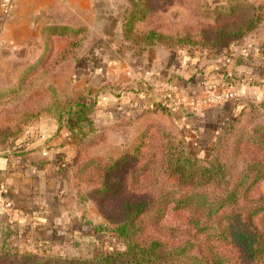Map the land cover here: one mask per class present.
Masks as SVG:
<instances>
[{
    "label": "trees",
    "instance_id": "1",
    "mask_svg": "<svg viewBox=\"0 0 264 264\" xmlns=\"http://www.w3.org/2000/svg\"><path fill=\"white\" fill-rule=\"evenodd\" d=\"M157 1L163 7L172 0H131L122 19L124 50L156 46L215 50L264 26V0H216L217 18L235 16L244 8L252 13L250 20L241 26L219 27L214 39L203 33L195 40L186 30L174 33L148 25ZM191 1L197 4L198 15L210 16L207 0ZM88 36L86 26L45 28L42 64L58 67L70 62L76 70ZM58 37L68 42L56 50ZM106 87L103 84L101 92ZM78 88L67 102L55 99L39 111L52 113L59 130L67 128L75 137L77 152L61 169L64 181L80 202H96L105 220L103 230L118 234L125 248L92 258L23 251L10 241L17 231L8 227L0 240V264H264V195L253 193L264 180V121L242 122V117L255 113L254 107L244 106L221 130L207 158L193 154L184 135L153 118L129 137L123 132L117 154L101 157L89 151L98 132L95 103L89 101L91 89ZM150 179L161 181L155 188L140 190V181ZM169 212H184L185 226H166L163 219ZM166 236L177 240L171 242Z\"/></svg>",
    "mask_w": 264,
    "mask_h": 264
},
{
    "label": "crops",
    "instance_id": "2",
    "mask_svg": "<svg viewBox=\"0 0 264 264\" xmlns=\"http://www.w3.org/2000/svg\"><path fill=\"white\" fill-rule=\"evenodd\" d=\"M130 4L131 0H15L8 17L0 6V49L14 54L33 48L35 42L40 46L47 27L86 26L89 36L71 77L76 87L91 89L89 101L95 103L98 128L95 145L119 150L121 126L132 124L138 129L153 118L181 131L192 145L204 147L232 114L262 93L261 35L244 40L237 53L236 47L220 52L167 46L126 51L120 39ZM67 42L65 37L56 38V50ZM225 74L231 79H225ZM103 84L109 87L101 92ZM224 89L236 90L237 96L204 106L189 100ZM23 145L21 151L0 156V240L8 227L17 231L10 241L25 230L43 242L77 233L73 229L81 223L86 207L61 171L77 152L75 137L67 128L59 130L56 118L44 114L24 136Z\"/></svg>",
    "mask_w": 264,
    "mask_h": 264
},
{
    "label": "rangeland",
    "instance_id": "3",
    "mask_svg": "<svg viewBox=\"0 0 264 264\" xmlns=\"http://www.w3.org/2000/svg\"><path fill=\"white\" fill-rule=\"evenodd\" d=\"M215 2L216 0H207L205 9L209 13L211 11L210 16H201L197 13V4L191 0L189 2L185 0H172L171 3L167 4L168 6L164 5L163 7H160V1H157L153 13L148 17L147 23L151 26H159L163 28L164 31L168 32L176 33L186 30L191 34V38L195 40L200 39L203 33H205L209 39H214L217 36L215 31L219 27L233 24L235 26H241L242 24L248 23L252 16V13H248L243 8L238 11L235 16L217 18L213 13L218 7L216 6L217 2ZM171 6L173 7L172 10H170ZM255 33L258 35L260 34L261 40L264 41V26H262L261 28L259 27L256 32H251L243 36V38L240 37L236 39L227 47L215 50L208 49L207 52H220L222 50H230L231 47H236L233 52L237 53V51H241V48L238 49L237 47L240 46L244 40L252 39ZM259 47V52L263 55L264 42L259 44ZM185 48L201 49V47ZM45 56L44 48L41 45L39 46L37 42L34 43L33 48L18 49L14 54H11L6 48L0 49V156L23 150L24 136L33 126L34 122L41 116L50 114L52 117L56 118L52 113L39 111L40 108L48 107L55 99L67 102L68 97H71L80 89H75L77 88L75 81L71 78V72L74 67L73 63L65 62L58 67L52 63L42 64V60L45 59ZM238 59L242 60V57ZM232 78H235V76H232ZM261 85L263 86L262 93L245 105L254 107L255 113L251 111L246 117H242L243 123L254 125L261 120L264 121V83ZM242 109L243 108L232 114L226 120L222 128L218 129V131L213 134L210 143L204 147L194 146L190 143V140H188L191 152L200 157L207 158L216 137L221 133V130L228 128L229 124ZM158 120L161 121L160 119ZM172 128L176 134L184 135L176 128ZM137 130H139V128L136 129L132 124H124L119 128L120 133L126 132L127 137ZM184 137L186 138L185 135ZM93 144L90 146L89 151L101 157L117 154L122 148L120 146L118 150L117 146L99 147L95 145L97 143ZM158 183L151 179L142 180L138 187L140 190H150L155 188ZM71 189L72 192L75 193L72 187ZM253 193L255 196L264 195V180L254 188ZM80 203L85 205L86 212L80 221L81 223L77 224L78 227L73 229V231H77V233L64 235L63 238L59 240L43 242L39 241V239L36 241L34 234L29 230H25L21 237L11 240L12 244L23 251L36 252L39 250L40 252H52L80 258H92L102 251L111 249H124L125 242L118 234L103 230L104 228L102 225L105 224V220L99 212L96 202L89 200ZM186 222L187 216L184 212H169L163 219V223L169 227H184ZM97 227H99L100 231H97ZM177 238L179 239L181 237ZM166 239L171 242L177 240L170 236H166Z\"/></svg>",
    "mask_w": 264,
    "mask_h": 264
},
{
    "label": "built area",
    "instance_id": "4",
    "mask_svg": "<svg viewBox=\"0 0 264 264\" xmlns=\"http://www.w3.org/2000/svg\"><path fill=\"white\" fill-rule=\"evenodd\" d=\"M1 11L5 17H8L15 8V0H2ZM237 96L236 90L224 89L215 90L206 94L193 95L189 100L195 106H204L216 102L229 101Z\"/></svg>",
    "mask_w": 264,
    "mask_h": 264
}]
</instances>
